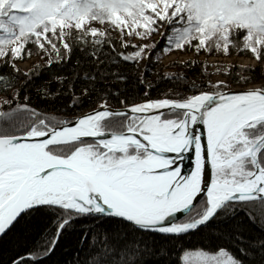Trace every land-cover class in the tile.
I'll return each instance as SVG.
<instances>
[{
    "label": "snow or ice",
    "instance_id": "6c2138e0",
    "mask_svg": "<svg viewBox=\"0 0 264 264\" xmlns=\"http://www.w3.org/2000/svg\"><path fill=\"white\" fill-rule=\"evenodd\" d=\"M0 85V264H264V0H0Z\"/></svg>",
    "mask_w": 264,
    "mask_h": 264
},
{
    "label": "trees",
    "instance_id": "16d2710c",
    "mask_svg": "<svg viewBox=\"0 0 264 264\" xmlns=\"http://www.w3.org/2000/svg\"><path fill=\"white\" fill-rule=\"evenodd\" d=\"M79 59L81 62V68H85L87 67L90 71L91 70H95V63H91L90 60H85V58L82 55H77V56H73L72 62L69 63L68 65H65L63 70H62V74L65 75H70L71 74V69L72 67L75 65L76 60ZM101 59H105V57H101ZM104 65L101 64L100 65V70L103 71L104 70ZM113 70H119V71H127V69L123 66H121V68L119 69H113ZM164 67L162 66V64L160 66H158L157 68L152 69L153 72H159V73H165L164 71ZM190 71V70H189ZM47 75V74H45ZM200 74L197 72L195 73V75H193L191 78H195L196 76H199ZM108 83V81H102L100 82V84L98 86H103V84ZM0 87H2V85H0ZM257 229H255L254 227L250 228L249 230L245 231L244 235L245 236H254L257 233ZM192 240L193 243H195L196 241H198L200 238L199 237H195V238H189ZM180 247V245H177V249ZM173 258L175 259V253H173Z\"/></svg>",
    "mask_w": 264,
    "mask_h": 264
},
{
    "label": "rangeland",
    "instance_id": "374dc122",
    "mask_svg": "<svg viewBox=\"0 0 264 264\" xmlns=\"http://www.w3.org/2000/svg\"><path fill=\"white\" fill-rule=\"evenodd\" d=\"M157 39H159L158 37H157ZM190 55V54H189ZM185 59H187L188 57L187 56H185L184 57ZM201 59H203V58H201ZM38 63H43V61H37ZM168 63V59H165L164 60V64H167ZM164 64H162V66L164 67ZM164 72H176L177 71V69L176 68H165L164 67V70H163ZM209 71H211V69H209Z\"/></svg>",
    "mask_w": 264,
    "mask_h": 264
},
{
    "label": "water",
    "instance_id": "95a60500",
    "mask_svg": "<svg viewBox=\"0 0 264 264\" xmlns=\"http://www.w3.org/2000/svg\"><path fill=\"white\" fill-rule=\"evenodd\" d=\"M191 167H192V165L188 161H185V164L183 166L184 171L185 172L190 171L191 170Z\"/></svg>",
    "mask_w": 264,
    "mask_h": 264
}]
</instances>
